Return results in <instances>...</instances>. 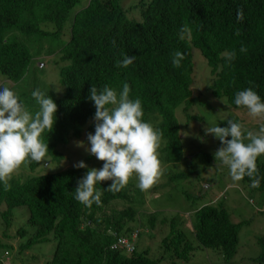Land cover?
I'll list each match as a JSON object with an SVG mask.
<instances>
[{
    "label": "trees",
    "instance_id": "16d2710c",
    "mask_svg": "<svg viewBox=\"0 0 264 264\" xmlns=\"http://www.w3.org/2000/svg\"><path fill=\"white\" fill-rule=\"evenodd\" d=\"M76 2L0 0V9L20 10L14 18L9 14L0 15V64L16 71L11 75V80H18L27 71L31 54L29 48L15 34L12 37L9 31L20 27L24 29L21 32L23 35H33L39 43L52 42V35L70 17V9ZM155 7L161 15L154 11ZM26 8L37 10L32 22L24 20L22 16ZM217 10L219 12L215 16ZM138 12L139 19L126 20L117 0H92L88 7L73 13L68 29L69 40L60 49L62 58L68 61L59 72L64 92L59 99L54 100L58 106L56 120L53 130L42 134L46 135L44 140L51 138L54 142H63L65 139L60 136L67 137L69 132L76 136L84 125H88L87 130L95 133L93 118L96 107L89 99L90 88L94 85L103 89L107 85L119 95L127 83L131 89L129 98L141 101L143 121L163 133L160 160L172 164L188 158L186 164L194 168L191 158H196L197 166L203 164L211 170L219 159L210 157L198 147L197 152L188 151L194 146L182 140L173 113L176 101L189 83L192 64L190 49L193 46L202 54L212 72L219 69L212 83L216 96L231 95L235 100L237 92L252 88L264 102V0H140ZM238 13H242V19L237 18ZM45 22L51 24L52 31L41 29V24ZM185 28L188 30V39L179 36ZM124 31L126 33L122 36ZM242 46L247 48L246 53L240 51ZM177 51L185 55L180 67H175L172 62ZM233 52L236 54L235 59L229 64L226 54ZM125 55L135 56V60L151 58L145 84L128 73L130 65L127 68L117 66ZM100 60L112 65V68L103 65ZM158 88L164 89L161 95L157 92ZM152 91L155 99H152ZM18 96L34 114L33 98ZM154 114H158L159 120L157 117L150 118L155 117ZM185 145L190 148H185ZM56 152L52 145L48 153L52 161L59 158ZM34 165L33 161L27 164L30 169ZM260 165H257L260 184L255 188L264 190V164ZM194 171L187 167L171 174L170 179L188 180ZM77 172L78 169L68 168L25 178L18 173L9 180L11 188L7 191L0 182V240L4 238L8 242L10 239L8 228L13 226L17 213H21L18 207L28 209L35 226L33 234L26 242L16 245L15 249L9 242H0L12 263L16 254L30 249L32 244L51 240L54 242L53 250L42 264H160L169 256L174 264L175 260L184 264L188 262L194 247L189 238L179 232H170V228L154 245L146 244L140 251L134 247L130 253L126 252L117 239L120 234H127L133 229L130 223H139L141 228L148 230H161L176 223L179 216L176 214L168 219L156 220V227L154 223L148 222V216H154L152 212L146 214L145 210L139 213L130 205L128 209L113 207L111 216L99 218V211L108 204L112 206L113 201L122 199L130 202L128 186L113 193L107 190L112 181L98 182L96 188L103 193L101 204L93 203L89 208L75 199L79 180ZM194 177L202 181L197 173ZM251 179L246 177L243 180L251 182ZM15 208L17 210L13 213ZM193 229V238L200 244L198 247H218L222 258L226 260L236 253L237 239L233 238L237 232L236 226L221 202H210L200 207L194 213ZM23 234L22 228L16 232L18 236ZM147 237L152 241L158 239L154 234ZM259 244V252L251 261L264 264V241ZM36 252L37 248L29 252L33 264H37Z\"/></svg>",
    "mask_w": 264,
    "mask_h": 264
},
{
    "label": "clouds",
    "instance_id": "9594fccd",
    "mask_svg": "<svg viewBox=\"0 0 264 264\" xmlns=\"http://www.w3.org/2000/svg\"><path fill=\"white\" fill-rule=\"evenodd\" d=\"M91 1L92 0H86L85 3H82L81 0L80 3V0H77V2L70 9V17L64 21L61 29L52 35V42L49 40L48 42L42 41L39 43L33 35H23L21 32L24 31V29L20 27L12 28L9 31V34H11L12 37L13 34H15L16 37L29 48L31 54L30 61L34 56V66L39 73H41L48 64H51L55 68L58 67V81L62 85V92L59 96H57L60 93V88H51L40 78H38L35 83L30 85L32 95L28 93V90L14 92L9 87H2L0 85V182L3 183L5 191L10 190L11 188L9 180L12 176L18 173L27 174V170L23 165L26 164L27 166L28 163L33 161V164L35 165L32 167L34 168L40 162L43 163L45 161L48 162L49 160H52L48 157L49 148L53 145V149H56V144H64L70 137H77L78 140L84 139L90 144V147H85V142H76L77 147H85V151L88 152L89 155L84 157V159L76 163L74 166L62 169H78L77 176L79 180L77 182L78 187L75 189V199L89 208L93 205V203L97 205L101 204V196L103 193L98 191L96 188V184L98 182L112 181L107 190L116 193L125 188L130 179L135 175L138 178V187L141 190L146 191L152 188L164 174V168L161 160L159 159L158 151L163 133L157 131L150 123L143 121L144 112L141 101L138 98L135 100L129 98L131 89L127 83L123 85V89L119 95L116 90L107 85H105L103 89L94 85L90 88L89 99L94 102L96 107V112L93 118L95 121V133L87 130L88 125H84L82 128L85 131L83 138L82 130L76 136L72 135L71 132L68 133L67 137L60 136L65 139L63 142H54V139L51 138L48 141L44 140L46 135L42 134L45 131L50 133L55 124V114L58 106L54 100L59 99L64 92V84L61 82L59 72L61 68L68 64V61L62 58L60 49L69 40L70 35L68 33V29L72 23L71 18L73 13L88 7ZM128 2L131 4V8L136 11V18L128 16L126 9L123 7L122 0H117V4L120 7L125 19H139L138 10L140 0H128ZM77 5L79 6L77 7ZM19 11L20 10L4 8L0 9V15L9 14L10 17L14 18L18 15ZM36 11L37 10L31 8L23 9L22 16L24 20H31L32 22L36 17ZM41 11L43 12V10ZM154 11L161 15L156 7L154 8ZM218 12L219 10H217L215 16ZM237 18L242 19V13H238ZM41 29L45 31H52V29ZM183 31L184 32L179 33V36L183 39H188V34L186 33V31H188L187 28L183 29ZM125 33L126 31L123 32L122 36H124ZM238 34L239 33H237V35ZM4 40L5 38L2 39V41ZM15 41L18 42L17 40ZM191 48L194 47L191 46ZM240 51L246 53L247 48L242 46ZM51 53H54L53 57L49 56ZM200 55L202 56V54ZM235 55L236 54L234 52L226 54V61L230 64L231 61L235 59ZM190 56L192 64L191 72H189V83L187 88L182 91V95L179 96L176 101V105L173 108L176 120L177 117L175 115V108L179 104H182V110L186 112L191 104L195 102L194 96L198 100L200 97H204V99H206L215 109H219L225 104L229 106L231 108V114L221 120V127L214 126L205 129L206 134L211 133L219 139L220 147L215 153L208 154H210V157L213 156L215 159H219L216 165L221 164L222 162L224 165L229 167L230 175H226V177H232L234 181L241 180L242 182H246L253 188L259 187L260 180L258 178L257 165L264 164V102H262L261 97L252 88H247L237 92L235 100L231 95H229V97L224 95L216 96L214 94L215 90L212 88V83L216 79L219 69L216 68L212 72L211 67L207 64L210 74L208 83V75L204 67V61H202V69L205 72V75L201 80V87L193 90L191 85L194 80L195 68H198L199 66H195L193 64L192 55ZM184 58L185 55L183 53L179 51L175 52L172 61L173 65L175 67H180L181 61ZM203 59L207 63L204 57ZM134 60L135 56L125 55L123 59L118 62L117 66L127 68L130 65L128 73L136 78V80H138L141 84H145L147 82L148 64L152 63V60L149 57ZM40 61L42 63H40ZM100 62L103 65L112 68V65L104 63L103 60H100ZM36 63H38V67L36 66ZM14 72L16 71H12L4 64H0V83L1 81L7 80L10 84H12V86H15V84L23 80L27 71H25V73H23V75L16 81L11 80V75ZM29 83L30 80L25 78L22 85L25 87L29 85ZM255 88L259 90L258 87ZM160 90L162 91L160 92ZM163 91L164 89L158 88L157 92L161 95ZM18 95L29 99L34 98L39 105V110L34 114L31 113L20 101V97ZM152 99H155L153 91ZM221 99H223V101H221ZM239 113H246L253 118H258V120L252 124L244 122L243 119L238 116ZM228 137H231V139H228ZM56 151V155L59 156L58 159L64 157L61 151L59 152L57 149ZM90 154L94 155L98 160L104 162L102 168L87 169L88 166L84 161L89 158ZM192 176H195V173H193ZM246 177L252 178L251 182H248L247 180L244 181L243 179ZM200 178L202 179L201 176ZM199 182L201 183L202 181ZM206 186L207 184L204 185V187ZM259 191L264 193V190ZM128 195L130 196L129 192ZM196 197V206L191 208L190 212L183 213V221H177L176 223L165 226V232H161L157 235L158 240H160L170 228V232H179L182 236L189 238L192 248L194 247L191 252V260L187 262L190 264L196 263L200 259L199 252L196 251V249H216L221 254V250L218 249V247H198L200 244L193 238L194 213H196L200 207L204 205L206 206L207 203H217V200H212L210 202L203 200L201 203L203 197L200 193H198ZM116 202H119V204ZM22 207L26 211V223L35 230V226L32 224V216L29 215L27 208L24 206ZM113 207H116L115 209H128L130 208V205H126V200L122 199L119 201H113L112 206L108 204L107 207L102 208L97 217L104 218L106 216H111ZM257 211L264 213V208L257 209ZM142 212L144 211H139V213ZM150 213L151 212H146V214ZM133 214L135 213L133 212ZM21 215L23 219L25 215L24 212H22ZM135 217L137 220L136 215ZM184 218L187 219L185 220V225L188 228L186 232L182 229ZM148 222L154 223L157 227L155 216L151 217L149 215ZM231 222L236 226L237 232L234 234L233 238L237 239V246L238 232L241 222H234L232 220ZM130 225H132L133 229L127 234H120L119 239H117V241L127 250L126 252L128 253H130L135 247L134 245L138 232H140V229H144L141 228L139 223H130ZM261 225L263 226L261 228L264 230V219L259 223V226ZM19 228L21 229V227L12 228L9 226L8 234L11 235L10 238L16 239L18 236L16 235V232ZM112 234L115 235L114 233ZM9 241L10 239L8 242ZM260 241H264V234L256 238L258 246L260 245ZM16 245L17 244H15V247ZM27 251H29V249H27ZM47 254L48 252L44 247L39 248L38 254H35L37 262L43 259ZM1 258L2 264H9L7 251H3ZM168 259H170V256ZM179 261L180 260H178V262ZM171 264H174L173 261H171Z\"/></svg>",
    "mask_w": 264,
    "mask_h": 264
},
{
    "label": "rangeland",
    "instance_id": "374dc122",
    "mask_svg": "<svg viewBox=\"0 0 264 264\" xmlns=\"http://www.w3.org/2000/svg\"><path fill=\"white\" fill-rule=\"evenodd\" d=\"M86 0H82V3H85ZM81 3V0H80ZM79 3V4H80ZM123 7L126 9L128 16L136 18V11L131 8V4L128 0H122ZM79 5H77L78 7ZM76 8V7H75ZM74 8V9H75ZM43 29L51 30L52 26L50 23L41 24ZM191 55L193 59V64L199 66L195 68L194 80L192 82V88L195 90L201 87V80L203 79L205 72L203 71V62L208 75V83L210 79L209 67L203 57L200 55L199 51L195 48H191ZM49 56L53 57L54 53H51ZM34 58V56H33ZM30 61L27 72L23 80L19 81L15 86H12L7 80L1 81L0 85L2 87H9L14 92L28 90V93L32 95V89L30 85L35 83L38 78L45 81L46 85L51 88H60L59 96L62 92V85L58 81L57 69L51 64H48L41 73L36 70L34 66V59ZM40 63H42L40 61ZM38 67V63H36ZM25 78L30 80L29 85L23 86L22 83ZM2 89V88H1ZM55 96V97H57ZM195 102L191 104L189 109L184 112L182 110V104H179L175 108V115L178 120V127L181 133L182 140L185 139L188 143H192L194 148H191V153L197 152V147L203 149L207 153H215L219 147V139L216 138L213 134L205 132V129L211 128L214 126H220L221 120L231 114V108L226 104L221 106L219 109H215L212 105L200 97L198 100L195 96ZM223 101V99H221ZM35 109L34 111L39 110V105L36 100L33 98V104ZM151 113L148 114L150 116ZM151 116L150 118H158V114ZM247 123H255L258 118H253L246 113H239L238 115ZM85 131H82V138L84 137ZM83 141L85 142V147H90L88 141L82 139L78 140L77 137H70L69 140L62 144H56V149L63 153L64 157L48 162L39 163L33 169H30L25 165L27 174H21L22 177L46 173V172H56L64 168L74 166L76 163L80 162L84 157L89 155L85 151V147H77L76 142ZM185 148H190L185 145ZM187 150L185 153L188 152ZM199 151V150H198ZM160 152V148H159ZM194 157V156H193ZM160 159V157H159ZM192 168L190 165L186 164L188 158H182L180 161L175 163H163L164 174L160 180L150 189L141 190L138 187V178L134 175L128 183V192L130 194V202L126 201V205H131L136 212L147 211L152 212L155 216V219L159 221L162 218L168 219L172 215H178V221H183V213L190 212L191 208L196 206L198 193L202 195V201L210 202L212 200H217L221 202L222 205L229 212L231 220L234 222H241L240 229L238 232V243L236 253L232 258L228 260L222 258L220 252L216 249H196L199 252L200 259L198 262L193 264H255L251 261V258L256 256L259 251V246L256 243V238L264 234V230L259 226V223L264 219V213L258 212L257 209L264 208V193L262 191L256 190L255 188L249 186L246 182L234 181L232 177H226L230 175V169L227 165L221 164L216 165L213 169L209 170L206 166L201 164L197 166L196 158H191ZM87 164V169L96 168L100 169L103 167V161L98 160L94 155L89 156L88 159L84 161ZM191 168L195 170L198 175L202 177V182L200 183L196 177L191 176V179L188 180H172L170 175L176 173V171L184 170L185 168ZM194 171V173H195ZM195 173V174H196ZM24 177V178H25ZM207 184L206 187L204 185ZM119 201V200H116ZM204 202V203H206ZM119 204V202H116ZM117 207V206H116ZM21 209V213L24 212V218L22 219L21 213H17L18 217H15L12 228L21 227L24 229V234L19 235L15 238H10L9 243L19 244L26 242V240L33 234V227L29 226L26 223V211L23 207H18ZM17 210L14 209L13 213ZM185 220L182 225V229L186 232L187 226L185 225ZM148 225V224H147ZM157 225V224H156ZM166 227L160 229H150L147 228L140 229V235L135 240V247L137 251L143 249L147 245H154L158 239L155 238L154 241L149 239L147 236L159 235L161 232H165ZM1 237V235H0ZM2 243H8L6 239L2 238L0 240ZM54 242H39L34 243L30 246L31 252H34L37 248L36 255L38 254L39 248H45L48 254L37 264H42L50 255L53 249ZM29 251L24 250L21 254H16L14 262L10 260L9 264H33V260L30 259ZM4 248L0 246V258ZM16 252V251H15ZM161 252L157 254L160 255ZM191 258L188 260L190 261ZM171 259H166L160 264H171ZM176 264H184L183 262L175 260ZM190 264V263H187Z\"/></svg>",
    "mask_w": 264,
    "mask_h": 264
}]
</instances>
